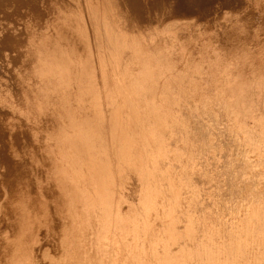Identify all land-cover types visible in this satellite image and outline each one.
<instances>
[{"label": "rangeland", "instance_id": "obj_1", "mask_svg": "<svg viewBox=\"0 0 264 264\" xmlns=\"http://www.w3.org/2000/svg\"><path fill=\"white\" fill-rule=\"evenodd\" d=\"M42 1L34 0L37 7H41ZM121 1L127 14L133 16L132 1ZM139 2L143 11L145 10L144 14L147 15L146 27L152 32L151 35L166 36L171 32L170 36L167 34V37L169 36L167 41L170 42L169 49L174 46L171 48L172 52L169 51L171 52L169 55H173L170 56L172 65L170 64L166 71L167 84L163 86L162 92L156 93L153 90L156 95L153 98L149 97V86L147 85L145 89L140 83L143 69L136 71L131 92L137 95L134 101L139 103V106H136L139 120L137 127L133 129L127 117L126 127L132 129L131 139L135 143L139 142L136 144L140 150V160L125 170L120 164H117L120 168L115 169V164L109 161L110 172L100 175L99 179L92 178V186L95 185L92 188L97 191L98 197H101L100 202L95 198L92 202L94 209H97L95 213L93 212V221H96L94 223L96 225L99 223L94 230L99 227L100 234L106 232L99 235V230H96L97 235H94L98 238L93 235V239L99 240L101 249L98 243L94 245L97 246V251L100 249L102 252L105 249L103 255L107 256L105 259L107 264H117L118 260L120 264H134V260L137 264L139 259L140 264L143 260L145 264L146 262L158 264L157 260L160 259L157 258L158 255L163 258L160 264H170L171 260L172 264L178 262V264L183 262L264 264V16L262 19L258 18L259 13L264 12V6L256 7L255 3H252L254 6H250V0H139ZM6 7L11 8V4H7ZM26 8L28 7H25L24 11ZM165 9L168 12H163ZM171 10L176 15L169 13ZM1 11V22L4 21L3 23L7 25L10 23L9 30H12L10 32L17 30L18 32H14L15 35L23 36L21 32L23 25L6 19ZM226 14L237 20L235 21L237 28H244L242 35L226 31L225 22L222 21ZM155 16L158 21L156 23ZM173 16L182 24L180 25L179 21L177 23ZM24 17L29 19V14L23 15V20ZM48 17L49 14L46 18ZM42 21L40 20V24L35 23V28L39 25L38 29H42L44 27ZM174 23L178 25L175 26ZM155 36L148 38L147 35L145 40L148 38L147 42L151 40L153 43ZM132 44L133 50L140 53L141 43L136 40ZM23 50L21 52L24 54L28 53L27 46ZM3 51L8 52L7 62L11 64L13 53L19 54V49L14 52L12 50L11 53L6 49ZM2 57L0 56V76L3 73L5 75L10 73L12 69L7 68L8 63L5 64L6 60ZM154 58L158 60L157 56ZM179 66L183 70H180ZM122 71L129 73V62L125 63ZM5 75L1 77L5 78ZM180 78L186 80L185 83ZM12 86L13 90L17 87L16 84ZM159 95H162V99ZM110 148L109 146L108 151ZM129 168L132 173L128 171ZM112 187L115 189L114 192ZM103 197L106 201H103ZM86 200L89 202L92 198L87 196ZM96 203H100L101 211ZM115 219L120 221L118 222L120 224L116 223ZM119 229L127 233L117 231ZM108 230L113 233L117 231V234H107ZM112 234L116 238L111 239ZM135 234L137 236L134 237ZM106 235H110V242ZM126 235L127 238L124 239ZM133 237L135 239L129 245ZM103 241L105 242L102 243ZM100 242L102 245L106 243L103 245L104 248ZM135 243H138L136 250ZM114 250L116 253L110 254L109 251ZM149 251L153 252L152 255ZM166 252L167 256L164 255ZM119 253L122 258L117 257L121 256ZM149 254L151 256H148ZM132 255H135L134 258ZM127 256L130 260L126 258ZM154 259H157L156 262Z\"/></svg>", "mask_w": 264, "mask_h": 264}, {"label": "bare ground", "instance_id": "obj_2", "mask_svg": "<svg viewBox=\"0 0 264 264\" xmlns=\"http://www.w3.org/2000/svg\"><path fill=\"white\" fill-rule=\"evenodd\" d=\"M131 1L133 16L127 14L121 0H44L41 7H37L34 0H0V10L6 19L23 25V36H17V30L13 29L15 33L10 32V23L7 25L0 20V56L6 60L5 64L8 63L9 55L3 50H10L11 53L12 50L14 52L19 49V54L13 53V63L6 64L8 69L12 68L10 73H3L7 78L0 76V264H107V256L103 255L105 249L100 252L101 246L95 233L99 227L94 230L99 223L96 225V221H93V212L97 210L92 204L93 198L100 202L101 197L93 190L95 185L92 186L91 180L110 172L111 162L115 164L114 168H118L117 164H120L125 170L140 160V150L136 144L139 142L135 143L131 139L132 129L126 127L127 117L133 129L137 127L139 120L136 108L139 103L134 101L137 95L131 92L132 82L136 78V71L141 68L140 83L143 88L149 86V97L156 96L154 91L162 92L163 86L168 82L166 71L172 65L169 54L174 47L169 49L168 46L167 40L171 32L167 33L170 34L168 37L166 33V36L151 35L152 32L146 27L145 10L143 11L139 0ZM250 3V6L252 3L256 7L264 6V0H250ZM7 4H11L10 9L6 7ZM25 7H28L26 11ZM165 11L167 10L163 12ZM263 13H259V19L263 18ZM26 14H29V19L24 17L23 20L22 16ZM48 14L49 17L46 18ZM228 15H222L226 31L242 35L244 28H237V20ZM154 18V23L158 22L157 17ZM40 20H43L42 29H38L37 25ZM178 21L177 19V23ZM177 23L174 25L177 26ZM147 35L148 38L155 36V41L147 42ZM136 40L141 43L142 54L133 50L132 43ZM25 46L28 47L27 54L23 53ZM127 62L129 73L122 71ZM181 81L185 83L186 80L182 78ZM12 84L17 85L15 90ZM161 96L159 95L160 98ZM130 170L131 168L128 171ZM114 191L115 189L112 192ZM87 196L92 200L88 202ZM104 197L103 201H106ZM99 210L101 211L100 207ZM115 221L120 222L117 219ZM100 231L99 235L104 233L100 234ZM109 231L107 234L113 233ZM117 231L114 233L117 234ZM93 235L97 238L93 239ZM110 237L112 239L114 235ZM134 237L130 239L131 242L126 240L129 245L133 243ZM126 238L127 235L124 239ZM138 239L137 237L136 240ZM94 243H98L100 251H97ZM124 243L128 245L127 242ZM135 244L136 250L138 243ZM106 249L108 252V248ZM117 249L119 250L118 247ZM109 252L113 254L115 250ZM149 253L152 255L153 252ZM165 254L167 256V252ZM134 256L132 255L133 258ZM117 257L122 258V255ZM157 258H160L156 259L160 264L163 258L160 255ZM170 262L172 264V260ZM118 263L120 264L119 260Z\"/></svg>", "mask_w": 264, "mask_h": 264}]
</instances>
